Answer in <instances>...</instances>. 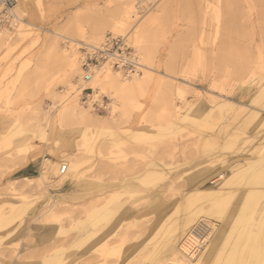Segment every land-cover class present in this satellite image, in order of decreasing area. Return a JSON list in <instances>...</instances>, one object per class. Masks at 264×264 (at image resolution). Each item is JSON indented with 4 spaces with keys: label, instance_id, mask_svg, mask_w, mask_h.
I'll list each match as a JSON object with an SVG mask.
<instances>
[{
    "label": "rangeland",
    "instance_id": "374dc122",
    "mask_svg": "<svg viewBox=\"0 0 264 264\" xmlns=\"http://www.w3.org/2000/svg\"><path fill=\"white\" fill-rule=\"evenodd\" d=\"M18 1L22 5L14 8L13 25L0 26L6 29L0 36V264H88L89 181L101 164L125 171L122 182L136 177L131 184L138 188L160 191L164 187L162 197L176 201L183 178L202 172L208 179L214 170L227 171L224 162L254 161L264 155V104L249 103L258 92L264 94L263 8L242 3L225 7L236 15L237 32L249 39L250 47L247 67L230 73L218 70L220 60L211 51L212 42L216 48L228 42L230 31L215 18L216 4L211 3L203 17L200 0ZM127 3L133 4L135 14L127 30L146 17H156L145 29L154 49L150 75L156 84L134 93L126 110L112 114L107 129L87 132L62 111L67 96L82 105L74 79L72 91L66 88L68 72L61 56L71 52L74 44L55 33L73 39L80 63V32L99 30L104 36L123 37L112 31V20ZM126 42L144 65L143 54L128 38ZM231 64L237 67L242 60L235 58ZM144 73L145 68L140 76ZM94 98L104 101L99 106L111 104L107 96ZM241 105L258 111L254 116L235 113ZM92 115L111 117L106 109ZM30 154L36 158L24 165ZM62 166L67 167L64 175H60ZM249 168L264 175V158ZM149 170L163 171L167 178L151 185L150 178L144 179ZM207 202L178 200L170 209L171 220L189 213L202 220L211 214L210 221L221 224ZM59 249L63 253L57 260L53 256Z\"/></svg>",
    "mask_w": 264,
    "mask_h": 264
},
{
    "label": "bare ground",
    "instance_id": "6f19581e",
    "mask_svg": "<svg viewBox=\"0 0 264 264\" xmlns=\"http://www.w3.org/2000/svg\"><path fill=\"white\" fill-rule=\"evenodd\" d=\"M197 2H199V7L203 12L202 14H204L203 17L210 11L211 3L216 4V11H212L215 18L230 28L228 42L221 41L222 43L217 48L215 41L211 45V51L215 54L217 60H220V64L217 66L218 70L223 69L235 73L245 69L250 58L249 39L245 37L242 39L243 37L240 36L242 33L237 32L239 25L237 24L236 15L230 13L225 7L237 8L242 3L244 6L247 5L248 8L257 5L264 10V0H200ZM17 3L19 4L15 5L9 12L13 17L12 25L16 19L14 8L19 9L22 5V2L17 1ZM131 3L121 6L120 11L112 20V22L114 21L112 31L115 34L123 35L122 38L125 41L128 38L131 44L143 54L144 65L132 48L141 68L136 74L125 76L115 73L105 65L100 69H93L90 81L84 82L81 55L80 63H78L76 61L77 52L75 49L73 50L76 43H72L74 41L68 35L55 33L57 37L74 44L71 46L72 50L70 48L71 52L67 53L65 51L61 54L66 61L65 66L68 72L64 76L67 90L72 91L74 86L72 80L74 79L75 83L78 84L77 91L79 93L82 87H88L92 89L97 99L100 95L102 97L107 96L111 101L110 106L106 107L111 117L109 115L107 118H102L92 115L93 111L89 107L83 106L79 101L82 105L80 107L77 99H70L71 96L64 99L66 104L62 111L65 112L70 121H74L84 131L107 129V125L114 115L113 113L126 110L130 97L134 93L144 91L153 82L156 84V80L150 75L154 71L152 68L155 60L152 52L154 49H152L149 37L145 33L146 27L156 22V17L152 15L146 17L145 20L141 21V25H138L135 29L127 30L131 23L135 21L134 6ZM195 4L197 3L195 2ZM17 20L22 22L20 19ZM3 32H6V29L0 28V36ZM232 35H235L233 39H231ZM103 37L102 31L93 30L87 35L85 32H80L79 39L84 44L98 45ZM235 58L241 59L242 64L234 67L231 61ZM144 68L145 73L140 76L141 70ZM212 101L215 103L214 99ZM249 103L264 104V94L261 91L258 92L249 99ZM255 111L258 110L247 105H241L238 107V112L235 113L244 116L252 114L254 116ZM244 123L242 122V124ZM33 158L36 157L30 154L29 158L25 159L24 165H27L28 161ZM116 158H118L117 154L113 159L116 160ZM257 158L254 161L244 159L230 164L228 161L224 162L226 164L225 168H228L227 171L224 168L220 171L214 170L211 173L214 172L215 175L213 173L212 177L208 179L203 177L202 172L183 178L178 187L176 201H167L162 197L164 187L160 191H154L153 188H138L131 184L133 180L137 179L136 177L131 181L126 179L122 182L121 176L125 174V171L117 170L118 167L116 169L110 163L99 165L93 170L89 181L91 202L87 213L88 264H264V175L254 170L253 174L250 172L251 168H249L252 167V164L262 160L264 155L261 153ZM110 161L113 160L110 159ZM258 166L256 167L259 168ZM66 171L67 167L62 166L60 175H64ZM225 172H228V174H224ZM146 175L144 179L150 178V184L167 178L166 173L163 171L149 170ZM102 176H107L105 182L101 180ZM132 176L134 177V175ZM75 179L77 183L80 182L79 178ZM117 179L120 182L117 183ZM151 179L153 181H150ZM140 182H144V180L140 179ZM208 184L212 186H208ZM238 186L241 188H238ZM138 191L146 192L143 193L144 196H138ZM188 197L191 201L204 199L210 202L209 212L212 210L219 214L218 218L222 221L221 224L217 225L213 223L214 221H210L211 214H207L202 220L195 219L189 216L190 211L188 216L182 214L175 221H172L169 213L171 212L170 209L175 206L178 200H188ZM183 204L185 203L183 202ZM188 206H191V204ZM183 209L181 208L182 213L186 210ZM178 211H180L179 208ZM195 217L197 218V215ZM239 223H241V227L239 226L238 229L235 224ZM235 227L237 231H235ZM62 253L63 250L59 249L53 257L57 260L61 259L60 255Z\"/></svg>",
    "mask_w": 264,
    "mask_h": 264
},
{
    "label": "built area",
    "instance_id": "2783aa9c",
    "mask_svg": "<svg viewBox=\"0 0 264 264\" xmlns=\"http://www.w3.org/2000/svg\"><path fill=\"white\" fill-rule=\"evenodd\" d=\"M18 0H0V26H12L13 17L10 10L17 4ZM81 55V68L83 81L88 82L92 77L95 68H102L107 65L115 73L125 76L136 74L140 71V64L133 49L127 45L122 37L107 34L100 44L79 45ZM80 102L83 106L89 107L93 112L105 110L104 101L95 100L92 89L82 87L80 91Z\"/></svg>",
    "mask_w": 264,
    "mask_h": 264
}]
</instances>
